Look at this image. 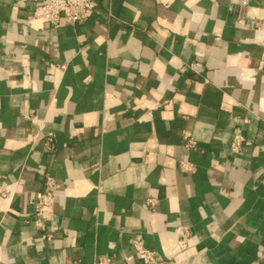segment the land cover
<instances>
[{
	"label": "crops",
	"instance_id": "crops-1",
	"mask_svg": "<svg viewBox=\"0 0 264 264\" xmlns=\"http://www.w3.org/2000/svg\"><path fill=\"white\" fill-rule=\"evenodd\" d=\"M95 1L53 27L0 0V264H147L138 237L167 264H264V0Z\"/></svg>",
	"mask_w": 264,
	"mask_h": 264
},
{
	"label": "built area",
	"instance_id": "built-area-1",
	"mask_svg": "<svg viewBox=\"0 0 264 264\" xmlns=\"http://www.w3.org/2000/svg\"><path fill=\"white\" fill-rule=\"evenodd\" d=\"M97 3L95 0H42L41 4L35 9L33 17L42 19L50 26L56 27L60 24L61 20H65L70 24H78L91 19L96 13ZM67 65L63 64L59 70L58 77L46 76V80L53 84H59L61 78L66 72ZM184 67L181 68L183 70ZM245 123L248 120L244 121ZM54 138L49 137L47 147L49 150L53 148ZM250 142L242 134H236L231 142V153L233 155H240L246 146H249ZM187 148L195 149L196 142L189 139L186 144ZM185 170L193 172L194 167L189 163L183 164ZM45 190L36 194L34 206V225L44 231L45 214L54 209L56 203V193L54 188L56 186V180L54 177L46 175ZM11 193L10 190L0 189V196L7 198ZM155 200L150 199L147 205L152 207ZM181 241L176 248V255L180 257L184 254V244L191 239L192 235L188 228H183L180 233ZM182 243V244H181ZM132 246L136 251L137 257L147 264H167V261L162 258L157 252L147 249L141 238H136L132 242ZM186 258V257H185ZM133 258H127V264H132ZM110 258H100L97 264H110Z\"/></svg>",
	"mask_w": 264,
	"mask_h": 264
}]
</instances>
